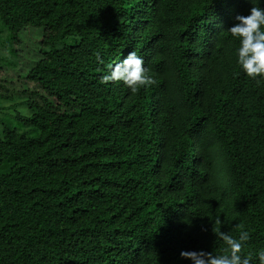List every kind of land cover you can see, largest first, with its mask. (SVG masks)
<instances>
[{
  "label": "trees",
  "instance_id": "1",
  "mask_svg": "<svg viewBox=\"0 0 264 264\" xmlns=\"http://www.w3.org/2000/svg\"><path fill=\"white\" fill-rule=\"evenodd\" d=\"M250 6L0 0V50L27 61L0 76V102L26 112L0 128V264H192L181 251L227 254L219 233L241 230L258 264L264 80L227 31ZM133 50L155 83L102 84Z\"/></svg>",
  "mask_w": 264,
  "mask_h": 264
},
{
  "label": "clouds",
  "instance_id": "2",
  "mask_svg": "<svg viewBox=\"0 0 264 264\" xmlns=\"http://www.w3.org/2000/svg\"><path fill=\"white\" fill-rule=\"evenodd\" d=\"M264 5V0H259ZM246 15L237 14L234 23L227 31L231 38L238 41L236 63L240 72L257 82L264 80V6H252ZM97 60L102 62L99 55ZM102 84L120 82L132 93L140 88H149L155 80L148 75L145 60L134 50L119 63L109 65L107 75L101 77ZM220 238L227 245V254L212 255L203 251H181L180 257L189 259L192 264H251V253L242 254V248L249 240L246 230H241L237 238L220 232ZM258 264H264V249L256 252Z\"/></svg>",
  "mask_w": 264,
  "mask_h": 264
},
{
  "label": "rangeland",
  "instance_id": "3",
  "mask_svg": "<svg viewBox=\"0 0 264 264\" xmlns=\"http://www.w3.org/2000/svg\"><path fill=\"white\" fill-rule=\"evenodd\" d=\"M13 49L15 52L14 56L10 55L7 52V50L5 49V46L1 47V50H0L2 56L7 57V58L13 57L18 62L17 69H19V70L12 69L9 66L8 67H4V66L1 67L3 73H1L0 76L5 77L7 80V83H9L10 81L16 82V80L18 78V74L21 72L20 71L21 66L22 65L24 66L25 62H27L26 59L24 58V56L26 55V51L23 50L24 48L22 46L15 44L13 46ZM28 54L30 55L31 53H28ZM16 103H18V101H15V102L14 101H1L0 102V128L4 124H7V125L9 124L11 127H16V128L19 127L18 123L16 122V119L14 118L15 117L14 114L24 116L26 112L22 108L12 110L11 107ZM7 110H8V112H7Z\"/></svg>",
  "mask_w": 264,
  "mask_h": 264
}]
</instances>
